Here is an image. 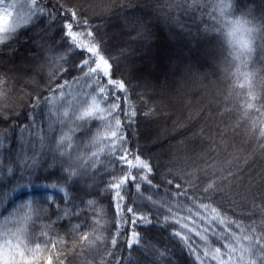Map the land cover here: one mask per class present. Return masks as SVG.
Segmentation results:
<instances>
[{
	"label": "snow or ice",
	"instance_id": "1",
	"mask_svg": "<svg viewBox=\"0 0 264 264\" xmlns=\"http://www.w3.org/2000/svg\"><path fill=\"white\" fill-rule=\"evenodd\" d=\"M0 264H264V0H0Z\"/></svg>",
	"mask_w": 264,
	"mask_h": 264
},
{
	"label": "trees",
	"instance_id": "2",
	"mask_svg": "<svg viewBox=\"0 0 264 264\" xmlns=\"http://www.w3.org/2000/svg\"><path fill=\"white\" fill-rule=\"evenodd\" d=\"M147 1V2H146ZM107 2V0H106ZM116 2H119V0H116ZM151 0H133V3L136 4H141V3H150ZM119 9H116L115 12H119ZM125 11H130V9H125ZM112 14L109 19L105 21H94L95 23H101V24H106V32L108 36V41H109V47H113L115 45L120 44L124 39H126L125 36L122 35V26H123V21L122 19L116 15ZM193 33H195V29H192ZM114 32H118L117 36L114 34ZM159 36H164L166 37L165 40L167 41V44L169 45H160V39ZM119 37V39H117ZM161 47L168 48L170 51L173 53L182 50L185 55H187L188 50L191 49V55L192 57H197L199 52H198V47H203V45H197L196 39H193L192 37L182 34L180 36H177L175 38H169L168 34L166 31H160L158 32V38L155 40L154 44L152 45V51L149 52L147 55L149 57L152 56L153 53L158 51L159 49L161 50ZM146 61H149V64L151 66L155 65L153 60L148 59ZM139 91V89H137ZM185 109H181V111L177 112V108L173 106L171 109L166 110L170 111L173 117H178L181 115L182 112H184ZM178 113V115H177ZM227 120V118H225ZM172 127V121L167 119L165 115L159 116L158 119L148 122V121H141L140 127L138 129L140 133V143L141 145L145 148L146 154L148 155H160L161 162H164L167 160V151L170 147V144H174L175 141H170L167 143H164L163 145H154V140L156 137L160 134L161 131L164 129L170 130ZM180 137H177L179 139ZM261 162L257 160L256 165L257 168H259ZM155 232V230H153ZM158 239L160 240V244H169V247H172L171 242L168 240L166 234L160 233L158 236ZM139 254L138 253H133L134 257H137ZM142 259V257H141Z\"/></svg>",
	"mask_w": 264,
	"mask_h": 264
},
{
	"label": "rangeland",
	"instance_id": "3",
	"mask_svg": "<svg viewBox=\"0 0 264 264\" xmlns=\"http://www.w3.org/2000/svg\"><path fill=\"white\" fill-rule=\"evenodd\" d=\"M114 34L117 36L118 32H114ZM165 38L166 37H164V36H159L160 45H169V44H167V41L165 40ZM117 39H119V37H117ZM172 53L173 52L170 51L168 48L161 47V50L159 49L158 51L156 50V52H155L157 59L153 60V62H152V63L155 62L154 63L155 65L151 66L149 64V61H146V60L144 61V63L147 64L149 67L154 68L155 69L154 74L159 75L161 77V79H163V73L166 70V64H165L166 57H167V55L172 54ZM168 75H169L170 86L175 88L176 87L175 81L178 79V77L172 76L171 72H169ZM190 87L194 88L195 86H190ZM169 95H172V94L170 93ZM173 106H175L177 108V112L181 111V109H184L181 106V104L179 103L178 98L173 99ZM178 113H177V115H178Z\"/></svg>",
	"mask_w": 264,
	"mask_h": 264
}]
</instances>
